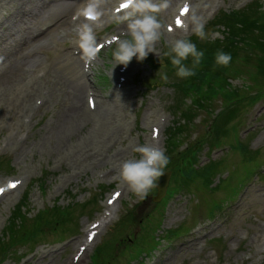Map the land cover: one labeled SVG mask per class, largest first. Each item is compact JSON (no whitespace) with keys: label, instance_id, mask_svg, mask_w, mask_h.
Segmentation results:
<instances>
[{"label":"rangeland","instance_id":"rangeland-1","mask_svg":"<svg viewBox=\"0 0 264 264\" xmlns=\"http://www.w3.org/2000/svg\"><path fill=\"white\" fill-rule=\"evenodd\" d=\"M168 1H171L172 6H167L170 7L167 13L163 10L164 7L156 13L162 25V36L156 43L162 63L153 53H150L143 61L132 58L129 79L121 88L125 93L129 92L124 95L128 100L115 108L118 113H115L113 109L117 119L121 120L122 126H119L113 135L110 134L111 136H108L109 130H102L108 136V146L96 142L97 137H95L91 139L92 143L96 142V145L92 147L76 146L68 149L66 147L71 144V140L67 137L60 138L62 133H58L57 130L66 122L68 119L66 116L78 102L85 103L88 87L82 86V82H85L82 75V59L74 56L71 48L72 42L76 40L73 31L74 38L69 36L71 33L67 31L69 30L67 28H52L48 32L45 31L46 26L56 21L57 16L62 12L64 1L14 0V3L4 7L2 5H6L7 0L1 1L0 35L3 34V38L0 39V144H5L6 149L0 150V161L3 164L0 167V182L4 181L9 174H19L22 169H28L31 178L27 188L23 187L19 191L0 198V237L17 202L27 190L29 196L26 199L25 211L28 212L29 217H25V211L24 213L19 211L17 217H22L13 220V223L18 225L24 219L22 227H26L36 223L39 217H42L43 238L30 246H21V248L16 246L13 252L9 251L10 253L5 254L6 260L0 264H70L75 250L81 244V237H85V226L98 218L107 196L123 183L119 180L118 171L104 178L100 176L101 172L111 167L110 162L93 165L88 161L78 164L81 161L79 160L81 149L85 155L100 150L101 155L109 156L118 148H123L126 154L122 160L135 158L139 154L134 149L147 143L154 128L153 123H156L159 118L164 119L162 122L164 124L158 126L159 144L166 155L168 154L166 143H168L169 128L178 126L176 122L180 121L182 128H188L187 133L190 132L188 134L191 136L190 141L193 140L191 144L196 142V156L200 167H206L209 162L223 163L221 166L223 169L215 170V175L218 177L214 178L213 183L218 182L220 178H230L227 177L228 174H231V179L221 181L219 188L212 190L211 185L205 184L202 173L198 172L196 173L198 177L190 180L192 182L190 187H181L177 194L161 206L153 202L156 193L154 190H151L148 197L143 200L137 198L132 192L125 191L113 220L104 228L91 250L86 252L78 263L89 264L95 248L111 238L108 244L115 246V251L112 248L109 249L108 253L112 256L109 257L108 264H125L128 260L127 255L131 253L130 245L134 244V240L144 234L146 229L147 236L154 237L159 234L161 240L157 247L154 246L156 248L152 252L145 253L146 246H140L144 249L142 258L137 257L140 264H264V244L262 243L264 234V96L255 106H249V96H245V91L247 87L252 86V81L247 73L231 77L226 87L230 95L229 99L236 97L232 94V90L243 94V97H239L231 106L234 110V119L225 127L227 138L225 137L222 144H217L219 147L214 145L209 148L211 142L200 138L205 136L204 133L209 126L211 119L209 111L212 107H219L221 104V98H215L220 95L214 94L220 86L207 85L205 95L196 100L197 104L186 97L187 95L179 85L184 78L175 74V66L170 63L168 57L163 56L170 42L177 38L187 39V35L182 33L174 35L167 33V28L164 27L170 20L169 11L173 6L175 7L178 0H153L157 4H165ZM219 1L220 7L216 9L215 14L220 11L219 15L222 13L232 15L233 10L242 9L254 0ZM194 2V5L198 3L195 0ZM260 3L264 5V0H260ZM75 4L77 1H73L66 12L67 18ZM114 5L115 3L105 7L108 13ZM205 5L211 10L214 6L213 0L211 6ZM243 12L257 16L259 10L246 11L245 8ZM209 13L205 7L203 15H198L203 22L204 37L196 35L192 28L188 35L193 34L192 39L190 38L193 43L200 38L211 41L218 39L222 47L224 44L221 41L228 36L229 31L218 20L213 24L212 19L215 14L209 15ZM100 25H102L101 21ZM123 28L125 29L124 23H118L115 19L108 22L104 33H117ZM255 30L256 26H252L245 31L253 33ZM259 33L257 30L254 34ZM251 37L252 35L239 38L237 40L239 46L244 42L247 43V38ZM243 56L244 52L241 51V57ZM250 58L252 61L251 54ZM109 61L110 59L103 56V60L95 70L96 80L93 84L105 109L108 106L106 104L114 105V102L109 101L104 95L109 94L116 85L108 75L111 68ZM43 66L47 67V73L40 80L42 85L39 88L41 91L43 88L49 91L45 108L35 114L32 122L22 125L18 131H15L17 134H13L11 124L18 120L22 123L23 117L33 112L31 105L33 95L25 88L24 83L29 79L37 78V71ZM107 77L110 78V83L102 80ZM78 88L82 91L80 90L79 101H75ZM21 91L22 96L19 98ZM254 94L256 92H253ZM17 98L18 102H11ZM181 98L184 99L181 100ZM22 99L27 101L26 109L20 108L26 104L20 103ZM204 104L202 111L201 108L197 109ZM107 108L112 116L111 107ZM176 108L183 110V113L189 111L199 113L191 128L189 124L192 122L182 119L183 116H179L178 113L175 115ZM92 129H94L92 135L99 132L93 121H87L83 126L75 129L74 142L79 137L82 139L87 136ZM25 130L29 131L26 139L21 135V132ZM8 135H11V138L6 140ZM184 138L185 136L181 137V140ZM61 139L66 144L61 142ZM16 140L19 143H13ZM70 149L72 151H69ZM74 150H78L75 155ZM71 155L78 163L71 159ZM67 159L72 161L70 165ZM168 169L166 167L165 172ZM75 171L80 174L76 176ZM175 174L178 175L177 172ZM63 180L65 183L62 184ZM237 181H241L243 187L239 194L231 201L222 204L223 207L216 210L215 214L209 218L210 209L207 216L206 205L210 201L211 205L216 201L221 203V199L233 196L230 188L239 187L235 184ZM180 185L181 183L176 185L175 182L173 184L171 182L172 187ZM139 200L141 202L135 206ZM160 202L162 200L158 203ZM63 206H66L65 212H70V215L65 221L60 222L57 221V210H62ZM131 208L137 215L133 223L129 222V226L123 232V237H126L129 242L126 247L123 243L118 244L119 241L113 238L116 235L117 223L125 214H128ZM159 221H161V228L155 233L153 228ZM185 226L190 230L185 231ZM173 230L179 231L176 236L171 235Z\"/></svg>","mask_w":264,"mask_h":264},{"label":"clouds","instance_id":"clouds-1","mask_svg":"<svg viewBox=\"0 0 264 264\" xmlns=\"http://www.w3.org/2000/svg\"><path fill=\"white\" fill-rule=\"evenodd\" d=\"M99 2L100 0H88L78 15L92 19L98 18L101 15ZM127 4L129 10L124 15L116 17V22H123L125 29L119 37L111 38L115 47L111 50L109 61L110 78L112 69L117 65L127 67L133 57L137 61H143L150 53H153L162 63L161 54L156 48V43L162 36V25L156 13L166 7V4H156L153 0H127ZM189 21L192 31L204 37L201 18L193 13ZM77 37L81 57L86 66L90 65L98 54V46L92 25L87 20L77 25ZM203 55V51L198 50L193 42L184 38H177L170 42L168 50L163 53V56L168 57L170 63L175 66V74L181 78L195 74L194 69L200 64ZM189 56L192 57V67L182 63ZM214 60L216 65L227 66L231 60V54L217 51ZM134 151L139 154L137 157L125 159L119 165V180L125 183L137 198L143 200L157 186L158 178L165 172L168 157L162 148L150 144L139 145Z\"/></svg>","mask_w":264,"mask_h":264},{"label":"trees","instance_id":"trees-1","mask_svg":"<svg viewBox=\"0 0 264 264\" xmlns=\"http://www.w3.org/2000/svg\"><path fill=\"white\" fill-rule=\"evenodd\" d=\"M259 10L257 16L255 14H248L242 11L234 12L232 15H226L222 13L217 16L216 21L222 22V24L228 29V36L224 38L221 43L224 45L221 47L218 39L216 40H195L194 44L198 50L203 51L204 55L201 58V62L194 69L195 74L189 77H185L181 85L182 90L185 92L195 86V91L199 93L197 89L201 84H217L221 86L227 93V85H229V79L241 73H247L248 78L252 81V86L247 87L245 96H250L251 91L255 90L256 94L252 99L256 100L264 94V10L257 3H252L246 7V11ZM252 18V19H251ZM215 21V22H216ZM214 22V23H215ZM219 25V24H217ZM256 26V30L252 33L245 31L246 29ZM259 34H254L256 31ZM252 35L251 38H247V43L244 42L239 46L238 39ZM217 51H223L231 54V60L227 66L215 64V54ZM241 51L244 52V56L241 57ZM253 51V52H252ZM253 53V54H252ZM252 56V61L250 58ZM250 63L248 64V62ZM187 67H192V57L182 61ZM232 94H235V100L239 97H243V94L232 90ZM230 95H227V99ZM20 211V210H19ZM58 221H62L65 214H58ZM17 220V217H15ZM24 222V221H23ZM42 217H40L35 225L22 227V224H12L10 232L8 230L7 240L8 243H13L14 240L22 238H29L31 236H39L42 233ZM10 239H9V238ZM6 243V242H5Z\"/></svg>","mask_w":264,"mask_h":264},{"label":"bare ground","instance_id":"bare-ground-1","mask_svg":"<svg viewBox=\"0 0 264 264\" xmlns=\"http://www.w3.org/2000/svg\"><path fill=\"white\" fill-rule=\"evenodd\" d=\"M5 1V0H4ZM183 1H187V0H183ZM195 1H198V3H196V5H194L195 4V2H194V0H192V5H191V3H190V5H191V8H190V11H189V13L190 14H192V12L193 13H195L197 16L199 15V16H202L203 15V13H204V10H205V7H206V5L205 4H207V5H212V0H195ZM100 2H101V10H102V12L104 11V9H105V7L107 6V4H110L111 3V0H100ZM12 3H14V0H7V2H6V4H12ZM185 3V2H184ZM183 3V4H184ZM213 3H214V0H213ZM72 4H73V2H72V0H66V1H64V5L62 6V12H60L59 13V15L57 16V18H56V20H58L59 21V27L60 28H65V27H67V26H71V25H73V23L71 22V21H69L68 19H67V16H66V12L69 10V8L72 6ZM166 4V7H164L163 8V10L165 11L166 10V13H167V11H168V9L172 6V5H170L171 4V1H168V2H166L165 3ZM170 5V7H167V6H169ZM181 7V6H180ZM214 7V6H213ZM212 7V8H213ZM211 8V9H212ZM180 9V8H179ZM209 9V8H208ZM203 11V12H202ZM169 13H171L170 15H169V19L171 18L172 19V17L174 18L176 15H178V13H179V10L177 11V10H175L174 8H172V10L171 11H169ZM189 13L187 14V16H186V18H188L189 19ZM104 18H107V16H106V12H104ZM80 21V20H79ZM173 21H174V19H173ZM55 27H57L56 25H55ZM69 33H70V31L69 30H67ZM46 32H48V30L46 31ZM174 35V34H173ZM24 85H25V88L27 89V90H29L30 92H32V95L34 94V93H37L38 92V90H39V87H40V85H41V81L40 80H38V79H36V78H34V79H29V80H27L25 83H24ZM80 86V85H79ZM82 86H85V87H88V88H93L94 86H93V84H91L90 82L87 84V83H85V82H82ZM74 90H76V89H74ZM80 90H81V88H80ZM79 90V88L77 89V96H76V99H75V101H79V98H80V93H81V91ZM22 91H24V90H22ZM22 91L19 93V98H21V96H22ZM10 101V100H9ZM8 101V102H9ZM19 100H18V98L15 100H13V101H11L12 103H14V102H18ZM44 101H46V100H44ZM22 102H25L24 101V99H22V101L20 102V103H22ZM33 102H35V99H34V101ZM112 102H114V105L113 104H107L108 106H110L111 107V111H113V109H114V111H115V113H118V111L117 110H115V108L117 107V106H119L120 107V105H123L124 104V101L121 99V98H116L115 100H112ZM26 104H24L22 107H20L21 109H24L28 104H27V101L25 102ZM45 104H46V102L43 104V106H42V109L43 108H45ZM107 106V107H108ZM98 109L96 108V110L95 111H97ZM107 110V109H106ZM114 111H113V113H114ZM68 119L66 120V122H64L63 124H62V127L59 129V130H57V132L59 133H62V136L60 137V138H69L70 140H71V144L70 145H68L67 147H66V149H68L69 147L70 148H73V147H79V146H84V147H92L93 145H96V142L98 141L99 143H104V145H109V142H108V136L107 135H105V133H103L100 137H98L97 136V134H95V135H92V131L94 130V129H92L90 132H89V134L83 139H81L80 137L74 142V140H73V137L75 136V134H74V130L75 129H77L78 127H80V126H83V124L85 123V122H87V121H94L95 122V125H97V130H98V127H99V124H103L102 122H99L95 117H94V114L87 108V106L85 107V104H84V107H83V103H80V102H78L74 107H73V109H72V111L70 110V113H69V115H67L66 116ZM91 117H93V120H90L89 118H91ZM99 117V116H98ZM100 118V117H99ZM112 122L113 123H115V125L116 126H121L122 125V123H121V120H119V119H117V117H116V115L114 114V116H113V118H112ZM71 121H73V122H75V123H72ZM20 121L18 120V121H16V122H13L12 124H11V127L14 129V130H16V129H18L19 127H21L20 126ZM77 123V124H76ZM112 132H114L113 130H112ZM95 133H96V131H95ZM92 135V136H91ZM95 137H97V139L95 140L96 142H94V143H92V141H91V139H93V138H95ZM61 142H64L65 143V141L64 140H60ZM66 144V143H65ZM65 148V147H64ZM69 151H72L71 149L69 150ZM78 152V150H74V155L76 154ZM102 153H98V152H96V153H94V154H91V155H85L83 152H82V149H81V151H80V157L82 158V157H85L86 159H85V161L86 162H88L89 161V163H92V164H97V163H106V162H110V158L108 157V156H103V155H101ZM86 156H88V157H86ZM71 159L72 160H74V161H77V160H75L74 159V156L73 155H71ZM80 159V158H79ZM121 187L120 188H123V189H125L126 187H125V185H120ZM127 191L129 190L128 188L126 189Z\"/></svg>","mask_w":264,"mask_h":264},{"label":"water","instance_id":"water-1","mask_svg":"<svg viewBox=\"0 0 264 264\" xmlns=\"http://www.w3.org/2000/svg\"><path fill=\"white\" fill-rule=\"evenodd\" d=\"M167 178H162L160 179L159 183H158V188H159V196L161 197L165 191H166V187H167Z\"/></svg>","mask_w":264,"mask_h":264},{"label":"snow or ice","instance_id":"snow-or-ice-1","mask_svg":"<svg viewBox=\"0 0 264 264\" xmlns=\"http://www.w3.org/2000/svg\"><path fill=\"white\" fill-rule=\"evenodd\" d=\"M184 11H187V9L185 8V9H183ZM180 23V21L179 20H177V24H179ZM11 187H15V183H13V184H11L10 185ZM4 191V189H2V188H0V193H2Z\"/></svg>","mask_w":264,"mask_h":264}]
</instances>
